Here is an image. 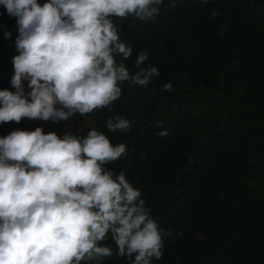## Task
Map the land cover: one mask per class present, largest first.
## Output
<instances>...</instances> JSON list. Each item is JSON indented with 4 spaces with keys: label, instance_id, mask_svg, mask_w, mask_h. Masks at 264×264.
Masks as SVG:
<instances>
[{
    "label": "trees",
    "instance_id": "1",
    "mask_svg": "<svg viewBox=\"0 0 264 264\" xmlns=\"http://www.w3.org/2000/svg\"><path fill=\"white\" fill-rule=\"evenodd\" d=\"M176 4L165 0L154 21L112 18L133 50L117 63L134 74L138 53L147 51L141 67L156 66L160 75L147 86L125 81L109 107L72 119L89 118L112 145H126L105 167L124 172L172 233L152 264H264V0ZM214 10L221 15L210 20ZM18 34L16 18L0 5V90L14 91ZM169 82L172 91H162ZM116 116L130 122L129 131L108 130ZM10 123L0 124V133ZM101 243L114 253L103 264H132L134 257L115 254L110 234Z\"/></svg>",
    "mask_w": 264,
    "mask_h": 264
},
{
    "label": "clouds",
    "instance_id": "2",
    "mask_svg": "<svg viewBox=\"0 0 264 264\" xmlns=\"http://www.w3.org/2000/svg\"><path fill=\"white\" fill-rule=\"evenodd\" d=\"M209 0H199L201 6ZM165 0H0L16 18L14 91L0 90V124L23 118L67 121L109 107L120 98V84L147 86L160 75L141 67L149 53H138L134 74L116 56L131 57L113 17L154 21ZM173 8L176 0H169ZM221 15L212 11L209 19ZM227 31L222 27L220 35ZM6 38L12 33L5 31ZM27 81V92L25 91ZM171 92V82L162 86ZM111 132L130 130L120 116L109 118ZM162 127V122L155 124ZM160 131L159 136H166ZM126 154L95 129L86 136L67 132L14 130L0 138V264H103L113 249L121 258L152 264L163 256L164 230L145 207L141 193L105 167Z\"/></svg>",
    "mask_w": 264,
    "mask_h": 264
},
{
    "label": "rangeland",
    "instance_id": "3",
    "mask_svg": "<svg viewBox=\"0 0 264 264\" xmlns=\"http://www.w3.org/2000/svg\"><path fill=\"white\" fill-rule=\"evenodd\" d=\"M24 83L25 91L27 92L29 90L27 88V81H25ZM13 123L14 124H12L10 128L11 132L14 130L34 131L37 127H42L45 134L49 132H55L61 138L67 132H71L77 136H86L90 129L99 131L93 121L89 118H86L77 124L73 121L72 118L67 121H60L58 123H54L51 120L43 121L39 119L30 120L24 118L19 123Z\"/></svg>",
    "mask_w": 264,
    "mask_h": 264
},
{
    "label": "crops",
    "instance_id": "4",
    "mask_svg": "<svg viewBox=\"0 0 264 264\" xmlns=\"http://www.w3.org/2000/svg\"><path fill=\"white\" fill-rule=\"evenodd\" d=\"M13 122H15V121H12L10 123V125L8 126V129L6 131L0 133V138L7 136L11 132L10 128H11V125L14 124Z\"/></svg>",
    "mask_w": 264,
    "mask_h": 264
}]
</instances>
